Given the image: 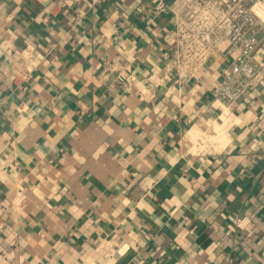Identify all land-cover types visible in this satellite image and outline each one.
Instances as JSON below:
<instances>
[{
    "label": "crops",
    "instance_id": "crops-1",
    "mask_svg": "<svg viewBox=\"0 0 264 264\" xmlns=\"http://www.w3.org/2000/svg\"><path fill=\"white\" fill-rule=\"evenodd\" d=\"M157 2L0 0V264H264V76L223 112Z\"/></svg>",
    "mask_w": 264,
    "mask_h": 264
},
{
    "label": "built area",
    "instance_id": "built-area-1",
    "mask_svg": "<svg viewBox=\"0 0 264 264\" xmlns=\"http://www.w3.org/2000/svg\"><path fill=\"white\" fill-rule=\"evenodd\" d=\"M69 0H53L65 6ZM77 1V0H75ZM156 9L167 3L157 0ZM175 11V72L182 82L196 79L208 59L221 54L229 59V69L212 90L215 102L232 107L255 82L264 76V0H181ZM8 47L0 42V59ZM5 73L18 83L29 70L12 60ZM248 216L235 217L232 229H244Z\"/></svg>",
    "mask_w": 264,
    "mask_h": 264
},
{
    "label": "bare ground",
    "instance_id": "bare-ground-1",
    "mask_svg": "<svg viewBox=\"0 0 264 264\" xmlns=\"http://www.w3.org/2000/svg\"><path fill=\"white\" fill-rule=\"evenodd\" d=\"M225 109H228V110H230L228 107H226Z\"/></svg>",
    "mask_w": 264,
    "mask_h": 264
}]
</instances>
